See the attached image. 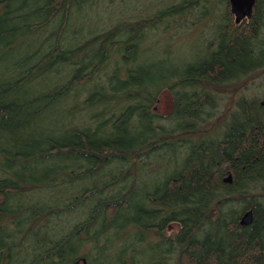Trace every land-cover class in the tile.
I'll use <instances>...</instances> for the list:
<instances>
[{
	"label": "rangeland",
	"instance_id": "obj_1",
	"mask_svg": "<svg viewBox=\"0 0 264 264\" xmlns=\"http://www.w3.org/2000/svg\"><path fill=\"white\" fill-rule=\"evenodd\" d=\"M1 1L0 29L4 31L0 33V89L6 94L3 97L7 101L27 97L34 109L42 108L44 112L37 125L43 137L39 139L58 141H54V148L43 153L44 156L36 153V148L32 154L23 150V154H18L23 157L14 156L16 161L9 168L5 167L4 155L12 144L0 145V182L16 175L18 180L26 178L20 177V172L26 175L34 171L38 175L34 177L37 181L29 179L31 185L15 195L17 200H11V194L7 200L0 198V228H4L0 233V264H23V261L36 264L37 260L43 264L61 260L75 264L78 258L88 259L100 251L115 257L116 264H153L157 261L155 255L162 260L164 256L166 264H179L178 254L187 236L182 240L177 238L184 228L181 220L184 215L178 214V218L174 215L177 219H172L171 213L177 212L179 202L172 195L175 189L187 196L189 191L200 190L207 205L220 203L219 215H225V226L220 229L223 233L228 229L231 234L224 241V248L236 247L243 237L253 239L249 232L254 223L253 205L264 216V171L254 175L249 171L260 169L256 163L264 153V131L257 132L255 124L236 129L255 142L242 157L218 158L214 147H226L232 135L228 134L233 114L239 118L243 109L251 112L258 105H262L264 113V0L257 7L259 12L253 9L251 14L258 19L260 41L256 42V37L247 38L242 44L251 55H256L253 62L241 73L234 70L228 75L220 74L219 78L206 76L197 87L185 84V77L200 75V66L212 61L211 51L227 35L231 20L228 0H68L71 2L66 10H61V3L54 0ZM83 45H89V54L77 56L75 51ZM52 51H59L63 62L42 64V58ZM190 63L196 65L195 72L185 69ZM139 64L152 66L155 78L167 74L155 82V87L146 88L152 91L148 95L154 97V103L137 96L128 110H123L126 101L120 109L115 108L118 101L110 98V93L119 92L115 90L118 79H126ZM172 74L177 75L176 80ZM27 93L30 94L26 96ZM109 113L114 116L110 117ZM263 113L260 118L264 124ZM115 116H119L117 121ZM119 128L137 138L129 146H122L118 156L106 164L96 162L92 152H69L67 141L79 134L91 139L92 149L100 148L106 145L95 143L98 135L111 141ZM26 129L29 130L23 132L25 140L32 142L31 133L39 131L31 124ZM199 129L205 130L203 135H195ZM153 133L157 137L162 134L180 138L169 148L155 146L148 151L143 148L134 155L133 151L144 144L156 143ZM62 139L66 142H61ZM30 146L37 147L33 143ZM61 147L66 148L62 156L56 154ZM36 155L42 157L38 169L31 164L36 161ZM216 157L227 170L220 184L205 179L215 171ZM72 159L80 160L85 169H76L77 173L64 170V164L70 165L67 163ZM54 171L73 175L71 182L66 176L52 181L53 188L60 196L74 201L70 208L73 213L80 208L71 218L65 212L57 217L69 222L68 236L74 242L66 251L73 252L71 256L52 246L55 240L50 237L49 218H39L34 240L26 236L20 240L22 244L10 240L13 224L19 222L17 209L23 208L16 203L27 204L39 191L42 185L39 182ZM226 175L231 177L230 181H224ZM109 182L115 184L108 185ZM163 183L166 186L159 189ZM24 185L19 184L21 188ZM124 187L133 194L130 198L127 195V203L114 219L107 221L98 214L92 220L83 209V205L98 202L101 195L119 196L118 190ZM165 187L171 192H166ZM230 198L233 200L228 203ZM135 203L145 207L140 217L138 213H130L138 210ZM246 212H251L252 217L249 225L243 226L241 220ZM143 214L146 217L141 219ZM129 220L133 221L131 228L123 230ZM205 222V229L214 226L209 220ZM93 229L96 235L92 243L102 236L100 230L105 232L104 236L110 235L112 242L92 246L87 239L91 241ZM260 230L262 234L256 239L264 245V227Z\"/></svg>",
	"mask_w": 264,
	"mask_h": 264
},
{
	"label": "trees",
	"instance_id": "obj_2",
	"mask_svg": "<svg viewBox=\"0 0 264 264\" xmlns=\"http://www.w3.org/2000/svg\"><path fill=\"white\" fill-rule=\"evenodd\" d=\"M54 2L59 3V5L61 3L59 8L61 10H66L67 6L69 5L68 3H70L71 1L68 2V0H54ZM260 2L261 0H257L255 3L254 9H256V13L259 12V8L257 9V7L259 6ZM1 3L2 1L0 0V5ZM229 15L231 17V20H230L227 35L222 37L221 40L218 42L216 49L211 51L212 58H213L212 61L208 63H204V65L200 66V73L202 75L204 72L206 73L209 70V72L211 73L209 75L211 77L217 76L219 78L221 77L219 76V73L222 75L223 74L228 75L234 70L237 71L239 69H244L255 59L256 55L255 54L251 55L246 49V47L242 46V44L244 40H246L247 38L256 37L255 41L256 42L260 41L261 36L260 34H258V30H259L258 19H256V17L251 16L248 20H245L240 25L239 24L236 25L233 22L232 15L231 14ZM3 31H4L3 29H0V33ZM102 42H105V41L102 40ZM90 50L91 49H89V45H83V46H79L75 52L77 53V56H80L82 54H89ZM62 60H63V56L60 54L59 51L58 52L52 51L42 58L41 63L42 64H51V63L61 64L63 62ZM213 65L218 68L217 72L214 71ZM200 75L197 76L194 74L192 76H188L187 81L192 82V80H194L195 77H199ZM163 78H166V77H163ZM120 80L121 82L123 81L122 83L125 85V90L128 91V89L131 87L130 81H128V77L126 79H120ZM158 80H161V79H158ZM150 81H154V79ZM4 95L5 94H3L2 89H0V123H1L0 131L1 132L9 131L11 137L14 139L11 149H8L6 151V154L8 156H7L5 167L9 168L11 167L10 166L11 164L15 163L16 158L14 156L17 155L18 158L21 159L22 155H18V154H23L22 153L23 150H25L26 152H31L33 149L35 150L36 148V153L40 152L42 155L43 153H49V151H51V149L54 148L53 143L55 140L52 141L51 138H47L41 141L39 138L43 137L42 136L43 133L37 125V121L40 117V114L41 112H44V110L41 108V110H35L33 112L27 113L22 110L21 106L11 108L6 104V98L3 97ZM64 97L65 95H63L62 99ZM147 98L149 102L154 103L153 96H148ZM258 106L261 107L262 105H258ZM252 110H253V107H252ZM250 115L254 119H256V115L253 116L252 112H246L245 109H243V115L241 114L239 115L240 117H242V119H239L240 117L237 118L238 115L236 113L232 115V119H231L232 122L229 128L230 132L228 134L230 135V133H232V135L229 136L231 138L228 139L227 144H226L227 148H225V151H224L225 153H228V155L231 156L232 153H239V155H241L242 157L244 154L248 152L247 150L249 149L248 147L252 146V144H255V142L251 140V137L248 134L244 135L242 131H238V130L236 131L237 128H240L244 125L246 126V125L252 124V122H250L251 120ZM91 120L93 121V119ZM34 122L36 123V125L34 124ZM30 124L37 131H39V133H31L32 136L30 135V138L33 139L32 142L29 140L26 141L25 140L26 134L23 133L24 131L29 130L26 128ZM11 128L13 129L11 130ZM202 131H205V130L199 129V131L195 132V135H203L204 133ZM125 134L126 133L123 132L121 128H119L116 131V135L113 136L112 138L113 140L103 141L104 142L103 144L106 145V147L96 148L94 146L93 149L91 147L92 146L91 139H88L86 134H79L81 136L77 135L67 141L68 143H70V145L67 147L69 149V152H78V151L79 152L81 151L92 152V154H94V158L96 162L106 164L108 163L107 161L109 159L113 158L114 156H118V153H119L118 151L120 150L122 146H129L135 140V138H137L135 134L127 135L126 137L124 136ZM119 136H122V137H119ZM31 143L36 144L37 147L34 146V148H31L30 146ZM95 143L97 144L96 141ZM40 144H41V147H40ZM156 144L157 142L151 143L149 145L144 144L143 146L139 147L136 151L134 150L133 154L138 155L139 153H141L143 148H145L146 150L147 149L150 150V148L155 147ZM63 149H66V148L61 147L58 153L56 154L62 156L64 154V152H62ZM263 150H264V147H263ZM221 155H222V152L219 151V153L217 154V157L220 158ZM217 157L213 161V162L218 161V164L216 165L213 164L214 167H216L215 171L211 174H208L205 177L207 181H209L210 183L212 181L213 184H220L221 179L224 176V172H226V169L223 168V164L220 163L221 159L218 160ZM40 158L42 157L39 155H36V157H34V160L36 159V161L31 162L32 165L36 166L34 167L35 169H38V167H40L39 165ZM236 160L240 161L242 159H236ZM76 161H80V160H76ZM23 162L24 161L20 160V163H23ZM27 162L29 161H26V163ZM255 162L256 161H254V163ZM72 163L73 165L71 166L65 165L66 164L65 163L63 167L64 170L75 171L77 167H73V166L76 163L74 162ZM67 164H70V163H67ZM256 164L259 165L260 169L257 168L251 171L247 169L249 173H251V175H254V173H256L257 171L258 172L264 171V153L261 155L260 160L257 161ZM238 168H239V171H242V169H240L241 167H238ZM32 172L34 171L28 172L27 173L28 176L23 175L24 172H20L19 174H20V177L25 176L29 179L33 178L36 180V178H34L35 174ZM63 173L64 171H54L51 173L50 176L45 177L43 179V182H39V183L49 184L50 182L52 183V181L58 180L60 177H63V176L68 177L69 182H71L73 175L72 174L64 175ZM18 176L19 175L13 176V179L11 178L6 179L10 181V185L9 187H7L8 189L14 188L15 190L14 186L19 187V183L22 180H18ZM33 179L31 180L35 181ZM2 182H0V186L2 185ZM12 182H13V185H11ZM241 183L244 186V183L243 182ZM113 184L115 183L114 182L108 183V185H113ZM163 184L158 186L159 189H162V186L163 187L166 186V183L164 185ZM104 189H105V185H102V190ZM4 190H5V185L2 187V189L0 187V191L5 192ZM84 191H86L87 193H90L88 189H85ZM165 191L168 193L171 192V191H168L166 187H165ZM118 192H120L119 196H116V197L113 196L111 198H107L101 195L98 199V202L93 205L97 207L90 208L88 210V213H94L95 215L102 214L103 217L107 221H110L112 218L114 219V217L117 215L118 210L127 203L126 201L127 195L129 194L128 196L130 198L131 195L133 194L132 191H128L125 187L123 189H119ZM172 195L179 200V202L176 204V206H178V208L176 209L177 212L175 211L171 213V215L173 216L172 219L176 220L178 218V214L184 215L183 217H181L184 228L178 234L177 238L179 240H182L183 237L185 236H190V237L193 236V234L198 229H204L203 226L205 225L206 220L207 221L209 220L211 224H214V226L212 225V227H216L215 229L216 232H212L211 236L209 234L205 236L204 234L205 232H203L199 234V236L197 237V239H195V242L193 244L190 243L188 245H182L180 252L178 254L179 264H259V260L263 258L264 245L262 241H259L256 239V236L259 235V233L261 232L260 229L264 227V216L262 212L259 209H257L254 205H253L254 223H252L251 227L249 228V232L253 235V239H247V237H243L241 238L240 241H238L237 244H235L236 247L232 248L228 246V248H224V246L226 245L224 241L223 242L214 241V238L216 236H226L227 238L231 236L228 229L226 230L225 233H223V230H221L222 229L221 227L225 226L223 225L225 217H224V213H222V215H219V211L221 207L220 203L217 202L215 204L207 205L208 203L204 202V195H202V192L200 190L189 191V194L187 196L181 193V191L178 192V190L175 189L174 191H172ZM188 199H190V201ZM232 200L233 198L228 199V203H230ZM135 206L138 208V210H134V211L131 210L130 213L132 212L134 214L138 213L140 217V212L142 211L143 213L144 211H146L145 207L143 204H139V203H135ZM89 207H91V205L89 204L83 205V209H88ZM125 210L129 211L127 210V208H125ZM174 215H177V218ZM183 220H185L186 224L184 223ZM131 223H133L132 220L127 221L124 224V225L126 224L127 225L123 227V230H127L128 228H131L129 226ZM68 238H72V237L69 236Z\"/></svg>",
	"mask_w": 264,
	"mask_h": 264
},
{
	"label": "bare ground",
	"instance_id": "obj_3",
	"mask_svg": "<svg viewBox=\"0 0 264 264\" xmlns=\"http://www.w3.org/2000/svg\"><path fill=\"white\" fill-rule=\"evenodd\" d=\"M6 46H4V47H6ZM16 60H18V58ZM197 63H199V61ZM247 68H248V66L244 69H239L237 71L239 73H241V72H244V70H246ZM152 69H153L152 66L148 67L145 64L144 65L139 64L136 68V71H134V70L131 71V74L128 77V81H130L131 87L128 89V91L125 90V85L122 83L123 81L121 82V80L118 79L119 80L118 87L115 90H117L119 92L110 93V94H112V97H110V98L118 101L115 108L120 109L122 107V104H124V102L126 101L128 104L123 110H126V109L128 110V108L132 105V100L135 99L137 96L144 94L147 91L145 89V87L146 88L149 87V89L151 86L155 87L153 85H155L156 81H159L158 79H162L163 77H167V74H166V76H162V78H157V77L155 78L152 71H151ZM185 69H191L193 72H195L196 65L190 63V64L186 65ZM213 69L215 72L218 71V68L215 66ZM209 74H211V73L208 70V72H206V73L204 72L203 75L201 74L197 79L194 78V80H192V82L186 81L185 84H192V85H195L197 87L199 85V81L201 79H203L204 76L205 77L210 76ZM189 76H192V75H189ZM219 76H220V73H219ZM187 77H185L186 80H188ZM172 78H173V80H176L177 75L172 74ZM153 79H154V81H150ZM148 91H150L152 93L151 90H148ZM29 94L30 93H27L26 96H28ZM28 101H29V99H27V97L21 96V97H16L14 99V101L13 100L12 101L6 100V104L11 108L21 106L22 110L27 112V113L37 110V109H34V107ZM135 105H138V104H135ZM182 110L183 109H181V111ZM251 112H252L253 116L256 115V119H254L250 115V119H251L250 122H252V124H255V130L257 132L264 131V124L261 122V118H260V115H261V117L263 116L262 115L263 108L257 106ZM109 116L113 117L114 114L109 113ZM118 117L119 116H115V118H116L115 121H117ZM125 133H126L124 135L125 137L127 135H129L128 132H125ZM153 134L156 137V142H157L156 146H158V147L169 148L172 145H174L173 143L176 142V140H178L180 138L178 136H177V138L165 137L162 134L157 137V133H153ZM119 137H122V136H119ZM105 140L106 139H103L102 136L98 135L96 142L97 143L103 142ZM13 141H14V139L11 137L9 131H3V132L0 131V145L12 144ZM55 141H58V140L55 139ZM61 142H66V141L62 139ZM3 145H2V147H3ZM214 148H216L217 154L220 151V152H222V155L228 156V153L224 152L225 148H227V147H225L224 149H221V146L218 145V146H215ZM238 155H239V153H232V155L231 156L229 155V156L232 157V159H233V158L237 157ZM4 157L6 158V161H7V154L6 153H5ZM72 162L76 163L74 166L77 167V170H84L85 169V168H83L82 163L80 161H76V160L72 159L71 162H68V163H70V165H73ZM75 172H77V171H75ZM226 172H227V170H226ZM35 176H38V175H35ZM6 179H10V178H6ZM6 179H4L5 181L3 180V183L0 186L2 189V187L5 185V190H4L5 192L0 191V198H6V200H7V197H9V194H11V197H10L11 200H13V201L17 200L15 195H18L19 193H21L20 192L21 189H23L25 186L31 185L29 178L26 177L24 179H28V180L22 179V181H20V183L23 182L25 185L22 188L20 186L19 187L14 186L15 190L12 191L11 189L7 188L10 185V181L6 180ZM11 185H13V182L11 183ZM54 185L55 184L53 182L49 183V184L48 183H44V184L42 183V185L40 187H38L39 191L34 193V195L28 199L27 204L22 203V202L16 203L17 205L22 206L23 208L17 209L20 211V213H19L20 216L17 217L19 222H16L15 221L16 217H14L15 223L13 224L14 225L13 226V234L10 236V240L16 241L15 244H17V241H19V244H22L20 242V240H22V238L24 236H26L28 238V240H30V239L34 240L37 237V233H38L37 230H34V227L39 222V218L40 219L49 218V220L47 222L50 223V226H49V229L51 230L50 237L55 240L54 244L52 246L58 247V249L61 252H65L66 254L71 256V255H73V252L69 253L66 251V249L70 246V244H73V242H74L73 241L74 238H68L69 232L67 230H68L69 222L66 219H57V217L65 212L66 217L71 218L78 210H80V208L77 207V211L75 213H73L70 210V208L74 206V203H73L74 201H72V199H70V197H68V196L67 197L60 196L58 194V191H56L53 188ZM95 203H97V202H95ZM93 205L91 207H89L88 209H85V211H88L90 208H96L97 207V206H93ZM88 215H89V213H88ZM90 217L92 220H94L97 217V215H95L94 213H90ZM145 217H146V215L143 214L141 219L145 218ZM224 217H225V215H224ZM0 229H1L0 233L1 232L3 233L4 228H0ZM215 229H216V227L196 230V232L193 234V236H191V237L187 236V239H186L187 242L185 243V245H188L190 243L193 244L195 242V239H197V237L199 236L200 233L205 232L204 233L205 236H207L208 234L211 236L212 232H216ZM104 233L105 232L100 230L99 234L102 236L99 238L98 242L92 243V241L94 239V235H96V232L93 229L92 232H90L92 239H91V241H89L87 239V241L90 244H92V246L97 245L99 242H100V245H102V244L104 245L107 243L110 244L113 240L112 237L108 234L104 236ZM226 239H227L226 236H216L214 238V241L215 242H223ZM166 246L169 247V245H167V244H166ZM155 256L157 258V261H156V263L153 261V264H161V262H163V264H166V260H165L164 256H163V260H162V257H159V255H155ZM23 257H24V255H23ZM87 258L88 259L78 258L77 263H75V264H116L117 263V259L115 257H112L110 254H105L104 252H101V251L99 253L96 252L91 257H87ZM25 262L26 261H23V264H25ZM37 262H38V264H43V263H39L40 260H37ZM37 262H36V264H37ZM60 263L67 264L63 260L56 262V263L51 261L49 264H60ZM46 264H47V262H46ZM259 264H264V254H263V258L259 260Z\"/></svg>",
	"mask_w": 264,
	"mask_h": 264
},
{
	"label": "water",
	"instance_id": "obj_4",
	"mask_svg": "<svg viewBox=\"0 0 264 264\" xmlns=\"http://www.w3.org/2000/svg\"><path fill=\"white\" fill-rule=\"evenodd\" d=\"M256 1L257 0H228L229 12L233 16L236 25L251 16ZM230 178V176H227L224 181H230ZM251 217L252 213L246 212L242 217L241 225H249Z\"/></svg>",
	"mask_w": 264,
	"mask_h": 264
},
{
	"label": "flooded vegetation",
	"instance_id": "obj_5",
	"mask_svg": "<svg viewBox=\"0 0 264 264\" xmlns=\"http://www.w3.org/2000/svg\"><path fill=\"white\" fill-rule=\"evenodd\" d=\"M254 9V8H253ZM233 17V16H232ZM251 17V16H250ZM249 17V18H250ZM245 20H247V19H245ZM245 20H243L242 22H244ZM233 22H234V18H233ZM242 22H240L239 23V25L242 23ZM129 77V76H128ZM145 89H146V87H145ZM144 95H146V96H144ZM144 95L142 94V95H140V97H143V98H146L147 100H148V96H150V95H148V90L144 93Z\"/></svg>",
	"mask_w": 264,
	"mask_h": 264
}]
</instances>
